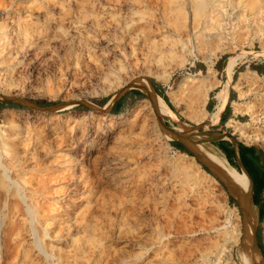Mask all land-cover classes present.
<instances>
[{
    "label": "rangeland",
    "instance_id": "374dc122",
    "mask_svg": "<svg viewBox=\"0 0 264 264\" xmlns=\"http://www.w3.org/2000/svg\"><path fill=\"white\" fill-rule=\"evenodd\" d=\"M254 1L221 0L218 8L221 14L217 17L221 19H219L220 40L225 41L226 48L219 50L213 47L210 54L204 48L195 50L196 54L192 53L189 56L182 51L176 39L179 30L175 29L173 24L167 26L171 16L169 9L173 6L170 0H49L52 3L50 18L54 25L75 19L89 20L97 14L102 19L104 17L115 22L111 16L115 12H118L122 20L133 18L132 27L140 23L139 26L143 29L141 35L133 41L137 47V56H132L127 66L108 71L104 75L98 73L88 75L81 72L80 66L72 69L64 61H55L52 57L56 53H68L70 44L79 43L81 34L73 28L72 36L61 33L59 36L47 39L54 48L53 51L50 45L45 44L47 40H43V43L40 40L42 43L40 47H29L27 51L30 52L29 55L18 54L21 60L1 71L0 95L17 98L25 103L1 105L0 127L11 131L18 123L21 130L25 129L28 135H38L46 145L42 147V142L38 141V138L34 144L37 147L34 148L32 142L27 139L19 144L20 148L23 147L20 149L23 156H27L31 161L32 167L27 170L25 176L29 177L32 183L34 182L33 185L39 192L37 203L44 202V207L50 212H62L68 207L71 209L68 200L70 194L77 195L84 190L80 194L81 197L78 195L79 202L75 206L81 202L79 198L83 201L89 199L88 205L95 210L96 221L103 225L104 230L107 229L99 255L101 264H121L119 254L122 251L133 254L132 257L130 256V261L122 264H195L200 261L202 253H210L211 258H214L216 243L220 245L225 242L234 224H237L239 230L237 242L231 243V254L228 259L223 255L220 257L221 263L241 264L237 251L242 246L248 249L253 258L258 255L253 223L247 220L246 208H243L241 222L235 197L232 196V192L236 189L231 180L225 184L215 174L213 168L216 167L201 153L198 146L190 141L187 142L188 146L185 145L187 150H180L172 145V140H175L172 135L182 134L183 139H187V136H196L207 146L216 149L211 145V140L215 136L231 135L232 128L223 126L214 129L209 120V113L219 104L215 93L224 85L226 60L230 55H237L228 92L231 95V109L239 112V120L242 121V127L236 122L233 123V128H242V136H239L238 130L234 135L241 137L244 143L264 146V139L255 136L256 130L264 133V99H262L264 98V13H262L264 0L255 1L263 6L261 15L254 14L257 8V3ZM43 12L40 0H4V2L0 0V15H3L4 29L13 27L21 14L28 13L34 20H41ZM161 12L165 16L164 19L161 17ZM258 16L262 17L259 21L256 20ZM233 19H235L234 24ZM146 20L151 24L157 21L162 24V28L156 30L155 23L149 26ZM40 35L38 39H41L43 31ZM153 37L156 40L155 44L152 42ZM143 49L148 51L147 55L142 54ZM184 57H190L192 61L187 60L180 64ZM169 70H171L170 74ZM208 71L211 72L209 76L215 84L209 90L204 105L201 106L200 99L195 100L187 88L186 80L201 77ZM241 71L249 73L250 83L245 78L242 79ZM153 83L159 86L170 105ZM134 89L139 90L140 94L132 93L131 90ZM158 95L172 113L158 111L156 104ZM119 96H122V109L112 111L110 104ZM210 104H216L215 108L210 110ZM234 104L240 109L235 110ZM250 104H253L252 107ZM203 108L207 113L203 112ZM203 113L205 114L202 115ZM84 119H87L85 124ZM97 122L100 125L96 124ZM91 138L92 145L88 146ZM26 147L30 150H26ZM80 147H84V150H79ZM65 150H69L70 153L62 157L59 153ZM73 154L79 156L76 157L72 168L69 164L74 160ZM175 156L184 157L187 162L198 165V172L190 174L186 179L185 171L175 167L172 162ZM203 161L208 162L212 167L207 166ZM25 163L26 160L23 161V164ZM70 171L75 173L72 175V181ZM79 171L82 175H79ZM66 174L69 176L67 177ZM82 176L84 177L81 178ZM64 186H67L66 189ZM68 187L73 189V193ZM56 189L62 190L55 192ZM56 202L61 204L58 205ZM64 204L68 205L67 208L63 206ZM230 208L235 211L234 216L228 213ZM132 209L134 213L140 214L142 219L135 214L130 215ZM122 210L125 212L122 214L124 217L121 216ZM140 211L143 212L139 213ZM6 220L7 216L0 222V228L6 225ZM51 225L53 226L52 223L48 226ZM226 228L228 231L224 232ZM157 230L164 234L160 237ZM23 234V248L29 253L24 260L28 264H49V260L36 250L31 235L26 232ZM259 234V240L263 243L261 229ZM128 237L131 239L129 240ZM0 249V264H5L2 248ZM5 258L6 264L9 262L19 264L21 261L20 254L14 258L7 254ZM63 264L79 263L70 258ZM252 264L258 263L253 260Z\"/></svg>",
    "mask_w": 264,
    "mask_h": 264
},
{
    "label": "bare ground",
    "instance_id": "6f19581e",
    "mask_svg": "<svg viewBox=\"0 0 264 264\" xmlns=\"http://www.w3.org/2000/svg\"><path fill=\"white\" fill-rule=\"evenodd\" d=\"M170 1L173 3V6H171L169 9L171 12V16L168 19L169 22H167V26H170V24H173L175 29L179 30V33L177 34L176 39L180 43V47H181L183 52H186L190 56V55H192V53H194L195 50L199 51V50H202L205 48L207 51H209V54H210L211 53L210 51L213 47L216 49H219V50H223L224 48H226L225 46L227 44L225 43V41L220 40V36H221L219 33L220 32L219 31V29H220L219 19L220 18H218L219 16L217 17V15L221 14V12H219L220 10L218 9L220 6L221 0H170ZM255 1H254V3L258 2V1L257 2H255ZM3 2H4V0H3ZM40 3H41V6L43 7V10H44L43 17L41 20H37V19L34 20L33 17L30 16L28 13L27 14H21L18 17V19H17V21L13 27H9L8 29H4L5 27L3 28V24H4L3 23V15H0V73H1V71L6 70L8 67L10 68L11 66H13L14 63H17L18 61H20L21 60L19 58L20 55L21 56L23 54L29 55L30 52H27L29 47H31V48L33 46L40 47V45H42V43H43V40H47V39L49 40L50 38H54L56 36H59V34H61V33H63L66 36H68V35L72 36L73 32L71 33V30L73 28L77 29L78 33L81 34V37L79 39V43L77 45L70 44L69 49H68V53L67 52H63L61 54L56 53L54 55V57H52L53 60H55V61H59V62L64 61L72 69H76L78 66H80L81 72L87 73L88 75L93 74V73H98V74L104 75V74H107L108 71H112L116 68H122V67L127 66V64H129L131 61V57L137 56V54H138L137 47L133 41L136 40L137 37H139L141 35V33L143 32V29H142V26H139L140 23H139V25L132 27L134 25L133 18H128V19L124 18L122 20L119 17L118 12H115V13H112V15H111L112 18L115 20V22H113L110 19H104V17L102 19L100 17V15L97 14L89 20L75 19V20L67 22V23H60L58 25H54L52 22L53 20L50 18L51 17L50 10H51L52 3H50L49 0H40ZM238 6H239V4H238ZM256 7H257L256 10L254 9L255 10L254 14L258 15V13L260 14L261 11L263 10V8H262L263 6L260 3H257ZM227 8H226V10H227ZM221 10L223 11V7ZM34 12H35V10H34ZM262 13H264V12L262 11ZM242 16H241V18H243ZM249 16H251V15H249ZM161 17H162V19L165 18L163 12H161ZM257 18L258 19H256V20L259 21V18H262V17L258 16ZM263 18H264V16H263ZM251 19L253 21V17ZM237 20H239V18ZM233 21H234L233 22V24H234L235 19H233ZM147 22H148L149 26L154 25V23H155L156 30L162 28V24L158 23L157 21L154 22L153 24H151L150 21H147ZM231 22H232V19H231ZM230 26H231V24H230ZM228 27H229V25H228ZM228 29H230V27ZM42 31H43V35H42L41 39H38L41 36L40 33ZM257 32H259V31H257ZM154 36H156V35H154ZM221 39H223V38H221ZM40 40L42 43H40ZM48 40L45 41V44L48 46L50 45L52 47L51 43ZM137 41H139V40H137ZM155 41H156L155 37H153L152 42L154 44H155ZM231 43H233V42H231ZM228 44H229V42H228ZM53 50H54V48L52 47V51ZM145 51L146 50H144V49L142 50L143 55H147L146 53L148 51H146V52ZM173 52H175V51H173ZM213 53H214V50H213L212 54ZM18 54H20V55H18ZM194 54H196V53H194ZM28 57L30 58V56H28ZM236 58H237V55H230V56H228V58L226 60V64H225L226 79L224 81L223 87L219 88L215 93V96L219 100V104L216 106V108L213 111H211L209 113V120L211 122H214L217 120L219 111L225 105V102H226V99L228 96V88L231 84L233 67L236 63ZM187 60L192 61V58L184 57L180 61V64H182L184 61H187ZM168 73L170 74L171 70H169ZM210 73L208 71L207 74H205L201 77H198V78L195 77V78H191V79L186 80L187 88L192 93L193 98L195 100L200 99L199 102H200L201 106L204 105L206 98L209 94V90L215 84L214 80H212L209 76ZM252 73L254 76V71H252ZM241 74H242V76H241L242 79L245 78L246 81L247 80H248V82L250 81L249 76H248L249 73H247L245 71H241ZM60 77H62V76H60ZM93 77L91 79H93ZM241 77H240V79H241ZM84 79H86V78H84ZM65 81H67V80H65ZM85 82H86V80H85ZM262 99H264V98H262ZM257 103H259V102H257ZM156 104H157V109L159 112L163 113L164 111H168V112L172 113V110L167 106V104L164 102L162 97L159 95L157 96ZM252 105H251V107H252ZM257 105H259V104H257ZM234 106H235V104H234ZM239 109H240V107L235 106V110H239ZM199 110L201 111V109H199ZM254 111H252V112H254ZM203 112L207 113V110L205 108H203ZM204 114L205 113H203L202 115H204ZM258 118H260V117H258ZM86 120L87 119L83 120L84 124L86 123ZM99 122H97L96 124H98ZM87 123H89V122L87 121ZM98 125H100V123ZM110 125H112V124H110ZM84 128H86V127H84ZM78 129H80V128H78ZM50 133H51V130H50ZM108 133H109V131H108ZM28 134H27L25 129L21 130L18 123H16L14 125V127L11 131H8L5 128L0 127V222H2V219L5 216H7L6 225H4L0 228V234H1L0 247L2 248V251H3L4 263L5 264L7 263L6 258H5L7 254L12 258L17 257L20 254L21 261L19 262V264H28L27 261L24 260V258L26 257V254L28 255L29 253L26 252V249L23 248V245H24V243H23L24 242L23 241L24 240L23 232H26V234L31 235L32 241L37 248L36 250L39 253H42L45 256V258H47L49 260V264H63L64 262L68 261L70 258H72L75 262H77L79 264H83L84 262H87L89 264H101V261L99 259V255L101 253V246H102L103 241L107 235L106 234L107 229L104 230L103 225H100L96 221L95 210L93 208H90V206L88 205L89 199H86L83 201L79 198V200L81 202L78 203L77 206H75L76 203L79 202L77 200L78 195L81 197L80 194H82L84 192V190L82 191V193H79L77 191L78 192L77 195L75 193L73 195L70 194L68 200H69V206H71V209H69L70 207H68V209H65L63 207V209H65V210L62 212H50V210H47L44 207L45 206V204H43L44 202L43 203L40 202L39 203L40 205L37 203V200H39L38 199L39 192H38L37 188L33 185L34 182L32 183L30 178L25 176V173L27 172V170H29L32 167V165H30L31 161L28 160L27 156L26 157L23 156V154L20 150L23 147L20 148L19 144L21 141L23 142L25 139H27L29 142H32V145L34 148V147H37V146H34V144L36 143V139L38 138V141L42 142V147H44L46 145L44 144L43 139L39 138L38 135H28ZM46 136H48V135H46ZM70 136H71V133H70ZM219 136H220V134H219ZM245 136H247V134H245ZM255 136H258V137L264 139V133H260L259 130H256ZM45 137H44V139H45ZM177 137H183L184 138V135L178 134ZM187 139L192 141L196 146H198L201 153L209 160V162H211L217 168L218 171H220L222 174H227L229 176V178L232 180V182L241 190L242 196L245 197L249 193L250 181H249V179L245 173H240L237 170H235L234 168H231L230 166H228L227 163H225L224 159L221 157L219 151L217 149H213V148L207 146L206 144H204V142L200 138H198L196 136H193V137L187 136ZM68 140H66V141L70 142ZM90 140H91V142L89 143L88 146L92 145V138ZM57 142L58 141H56V143ZM66 145H67V143H66ZM63 146H64V144H63ZM80 146H81V144H80ZM45 149H46V147H45ZM26 150H30V148L26 147ZM79 150L83 151L84 147H80ZM120 151H122V150H120ZM126 152H128V151H126ZM25 153H27V152H25ZM69 153H70L69 150H65L63 152H60L59 154H62V157H63ZM123 153H124V151H123ZM34 154H36V153H34ZM35 156L37 157V155H35ZM35 156H33V157H35ZM77 156H79V154L78 155L73 154L72 157L74 158V160L70 164L68 163L72 168L75 164ZM183 158L180 156H177V157L175 156V158L172 160V162H173L175 167L185 171V177H186V179H188L190 174L198 172V165H196L193 162H187ZM96 159H98V158L96 157ZM24 160H26L25 164H23ZM39 164H41V162ZM77 164H78V162H77ZM80 164L82 166V163H80ZM106 170H108V169H106ZM112 170H114V169H112ZM73 171L75 172V170H73ZM108 171L110 172V170H108ZM70 172H68V173H70ZM74 172L70 173L71 181L73 179L72 175L75 174ZM64 175H65V173H64ZM79 175H82V173L80 172ZM115 175H116V173H115ZM68 176L69 175H67V177ZM101 176H102V173H101ZM105 176H106V174H105ZM83 177L84 176H82L81 178H83ZM75 178H76V175H75ZM69 179H70V177H69ZM124 179H122V180L124 181ZM108 180L109 179H107V181ZM140 184H142V183H140ZM62 185H63V183H62ZM65 185H66V183H65ZM100 185H101V183H100ZM120 185H122V184H120ZM73 186H75V185H73ZM236 186H235V188L237 190ZM66 187H65V189H66ZM60 188L63 189V187H61V186H60ZM116 188H117V186H116ZM57 189L55 190V192L62 190V189L61 190H57ZM68 189H69V187H68ZM86 189H85V191H86ZM112 189H114V188H112ZM69 190H70V192H72L73 189L72 190L69 189ZM116 191H117V189H116ZM119 191H120V189H119ZM138 191H140V190H138ZM137 192H135V193H137ZM238 193H239V191H238ZM41 201H43V200L41 199ZM41 203L43 204V206ZM56 203H58V202H56ZM61 203L63 204V201ZM61 203H58V205ZM86 203L88 206L86 205ZM63 206H65V204ZM67 206H65V207L67 208ZM97 207H98V205H97ZM57 210L59 211V209H57ZM141 210H144V209L141 208ZM145 211H147V210H145ZM228 211H229L228 212L229 214L232 213V215L234 216L233 213L235 211L233 209L230 208V210H228ZM134 212L135 211L132 209V212L130 213V215L135 214V215L141 217V219H142V216H140V214L138 215ZM142 212L143 211H140L139 213H142ZM124 213L125 212L122 210L121 211L122 217H124L122 215ZM51 223L53 224V226L51 225V227H49L48 225H50ZM226 231H228L227 228L224 232H226ZM157 232L160 235V237L164 234L163 232H161L159 230H157ZM229 233H230L229 237L226 238L225 242L221 243L220 245H219V243H216L217 250L215 252L214 258H211L210 253H202L200 261L196 262L195 264H224V263H221V260H219V259H220V257H222V255L224 257H226L227 259H228V257H230V254H231L230 253V247H231L230 245H231V243L237 242V237H238V233H239L237 224H234L233 230L229 231ZM166 235L167 234H165V236ZM130 239L131 238H129V240ZM118 240H120V239H118ZM134 240L136 241L135 238H134ZM127 242H128V240H127ZM129 243H131V242H129ZM28 244H29V242H28ZM119 255L121 257V259H120L121 264L123 262L130 261L131 257L133 256L132 253L125 252V251H122ZM250 255L251 254L248 252V249L245 246H242L237 251V256H238V259L241 261V264H252L253 258ZM114 260H116V259H114ZM110 263H114V261H110ZM8 264H13V263L9 262Z\"/></svg>",
    "mask_w": 264,
    "mask_h": 264
},
{
    "label": "crops",
    "instance_id": "0c3cea01",
    "mask_svg": "<svg viewBox=\"0 0 264 264\" xmlns=\"http://www.w3.org/2000/svg\"><path fill=\"white\" fill-rule=\"evenodd\" d=\"M113 102L115 101L112 100ZM113 102L110 104L113 106ZM122 102L120 110L122 109ZM216 104H210V110L215 108ZM234 114L231 109V95L228 92V99L223 108L219 111L217 120L211 124L214 129L227 127L228 120ZM217 133H220L217 131ZM182 142V141H181ZM211 145L216 148L225 163L240 173H245L250 181L249 193L242 196L241 190L232 182L227 174H223L225 180H221L226 184L229 180L237 187L232 196L235 197L236 206L239 210L241 222L242 214L246 208V216L248 221L253 223L254 234L257 240V254L253 260L258 264H264V242L261 243L259 238L260 229L264 237V146L261 144L244 143L235 135L224 136L218 135L211 140ZM236 189V188H235ZM239 191V193H238ZM244 216V215H243ZM242 225V224H241ZM239 260V259H238Z\"/></svg>",
    "mask_w": 264,
    "mask_h": 264
},
{
    "label": "trees",
    "instance_id": "16d2710c",
    "mask_svg": "<svg viewBox=\"0 0 264 264\" xmlns=\"http://www.w3.org/2000/svg\"><path fill=\"white\" fill-rule=\"evenodd\" d=\"M153 85L160 92V95L165 99V101L169 104V102L167 101V97L165 96V94L162 91H160L159 86L157 84H154V83H153ZM131 92L138 94V95L140 94L139 90H136V89L131 90ZM107 99L105 101H107ZM121 102H122V96H119L118 98H116L115 101L113 102L112 111H119L120 107H121ZM4 104H15V103L11 102V101L0 99V106L4 105ZM172 145L174 147H176L177 149L187 150L185 147V144L183 142H181L180 140H177V139L172 140Z\"/></svg>",
    "mask_w": 264,
    "mask_h": 264
},
{
    "label": "water",
    "instance_id": "95a60500",
    "mask_svg": "<svg viewBox=\"0 0 264 264\" xmlns=\"http://www.w3.org/2000/svg\"><path fill=\"white\" fill-rule=\"evenodd\" d=\"M0 99L7 100V101H12V102H18V103H25V102L22 101V100H19V99H17V98H13V97H10V96H5V95H0ZM172 137L175 138V139H177V140L182 141V142H183L185 145H187V146H188L187 142L190 141V140H188V139H183V137H180V138H179V137H177V135H172ZM190 143L194 144L192 141H190ZM203 163L206 164V165L209 166V167H212V166H210V164H209L208 162H206V161H203ZM213 170H214L215 174H216L219 178H221L222 180H225V177H224V175H223L221 172H219L216 168H213Z\"/></svg>",
    "mask_w": 264,
    "mask_h": 264
},
{
    "label": "built area",
    "instance_id": "2783aa9c",
    "mask_svg": "<svg viewBox=\"0 0 264 264\" xmlns=\"http://www.w3.org/2000/svg\"><path fill=\"white\" fill-rule=\"evenodd\" d=\"M232 110H233V109H232ZM238 113H239V112H234V114H233V115L230 117V119L228 120V122H230V123H227V127L232 128L231 135H234V133L236 132V130H238V134H239V136H240L241 133H242V128H241V129H239V128L234 129V128H233V123H236V122L240 123V124H241L240 127H242V121L239 120ZM240 115H242V114H240ZM239 136H236V137L239 138V140L242 141V138L239 137ZM241 136H242V135H241Z\"/></svg>",
    "mask_w": 264,
    "mask_h": 264
}]
</instances>
